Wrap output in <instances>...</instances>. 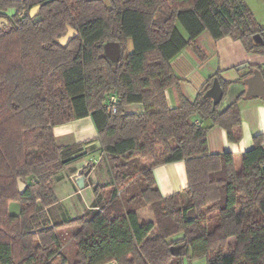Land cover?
Here are the masks:
<instances>
[{
	"label": "trees",
	"instance_id": "trees-1",
	"mask_svg": "<svg viewBox=\"0 0 264 264\" xmlns=\"http://www.w3.org/2000/svg\"><path fill=\"white\" fill-rule=\"evenodd\" d=\"M0 19L8 21L0 29V264H264V135L242 154L210 153L211 128L239 138L241 98L221 112L231 83L217 74L191 102L171 66L186 48L206 60L196 43L204 32L264 55V27L245 0H0ZM68 27L76 35L63 46ZM108 42L121 46L117 62L104 56ZM215 80L217 104L208 96ZM172 87L179 104L170 108ZM132 104L144 113L127 114ZM87 117L111 181L95 184L87 214L55 223L53 178L85 144L60 146L54 130ZM179 161L188 185L163 197L153 170ZM14 202L19 215L9 211ZM147 207L154 222L138 217ZM67 228L73 235L62 243Z\"/></svg>",
	"mask_w": 264,
	"mask_h": 264
},
{
	"label": "crops",
	"instance_id": "crops-1",
	"mask_svg": "<svg viewBox=\"0 0 264 264\" xmlns=\"http://www.w3.org/2000/svg\"><path fill=\"white\" fill-rule=\"evenodd\" d=\"M245 2L254 13L251 3L248 0ZM259 24L264 27V24ZM196 43L206 54L205 61L199 59L191 49L186 48L171 62L174 72L181 80L180 89L186 98L194 102L204 84L217 74L231 83L220 111H224L241 98L239 105L242 123L240 128L235 130L239 138L237 141H231L226 130L213 127L207 136L209 151L213 154L230 152L235 155L247 152L254 147V136L264 135V98H247V86L244 81L253 76L255 71L264 70V55L248 52L240 40L231 37L215 41L207 32L202 33ZM214 85L215 81L209 92ZM166 97L170 108L178 106L177 88L167 90ZM125 112L142 114L144 107L142 104H132L125 108ZM191 120L195 124H208L199 115H194ZM54 133L60 146L85 144L80 156L53 178V192L57 201L48 208V212L53 222L62 223L68 218L87 214L95 201L93 191L95 184L109 183L111 177L91 117L58 126ZM86 167L89 169L86 173L85 188L80 189L75 181L78 176L84 175ZM153 175L163 197L184 190L188 185L186 165L183 161L156 167ZM74 199H78L79 202H75ZM69 202H72V207L76 209L74 213L67 207ZM20 212L21 210L13 214L19 215ZM35 243L37 246L40 245L39 240Z\"/></svg>",
	"mask_w": 264,
	"mask_h": 264
},
{
	"label": "water",
	"instance_id": "water-1",
	"mask_svg": "<svg viewBox=\"0 0 264 264\" xmlns=\"http://www.w3.org/2000/svg\"><path fill=\"white\" fill-rule=\"evenodd\" d=\"M41 6H37L31 10V17H34L33 13L38 11ZM8 25V21L6 19H0V29L4 26ZM70 35L76 34V31L73 28L68 27ZM104 56L109 58L113 62H117L121 57V46L115 42H108L103 45ZM244 84L247 86L246 97L247 98H254V97H261L264 98V70L262 71H255L254 75L250 78H247L244 81ZM208 96L213 98L214 104H217L223 98V92L221 86L217 80H215V85L210 92H208ZM87 175H80L76 178V184L80 189L85 188V180ZM19 191L23 193L26 189V184L19 180ZM196 218L195 210H191L189 212L188 219L194 220Z\"/></svg>",
	"mask_w": 264,
	"mask_h": 264
},
{
	"label": "rangeland",
	"instance_id": "rangeland-1",
	"mask_svg": "<svg viewBox=\"0 0 264 264\" xmlns=\"http://www.w3.org/2000/svg\"><path fill=\"white\" fill-rule=\"evenodd\" d=\"M248 1H249V3H251V5H252L251 7H253V9L255 11L254 12L255 14L254 13L253 14H254V16L256 15L255 18L257 19V21L261 24H264V19H263V16H264V0H248ZM38 12L39 11H37V12L35 11L33 13L34 17H36L38 15ZM8 14L12 15L13 10H9ZM71 38H72V36L70 35V32L67 30L62 36H60L58 38V41L61 42L63 45H67ZM129 50H132V42L131 41H129ZM74 200L77 203L79 202L78 199H74ZM72 206H73L72 202H69V204H67V207H69L68 209H70L74 213L76 209L73 208ZM9 207H10L9 211L11 214L17 213L21 210V205L18 202L11 203L9 205ZM138 217H139V219H144L148 222H150V221L154 222V217H153L152 211L149 207L138 211ZM72 235H73L72 230L68 229V228L59 232V237H60V240L62 243H68L70 241ZM230 244L233 245L234 240H231ZM35 246H37L36 243H35ZM108 264H116V263L112 262V263H108ZM191 264H207V261L205 258H200V259L193 260V262Z\"/></svg>",
	"mask_w": 264,
	"mask_h": 264
},
{
	"label": "built area",
	"instance_id": "built-area-1",
	"mask_svg": "<svg viewBox=\"0 0 264 264\" xmlns=\"http://www.w3.org/2000/svg\"><path fill=\"white\" fill-rule=\"evenodd\" d=\"M119 103V99L116 95L112 94L109 97V101H108V107L112 110L113 113L117 112V105Z\"/></svg>",
	"mask_w": 264,
	"mask_h": 264
},
{
	"label": "flooded vegetation",
	"instance_id": "flooded-vegetation-1",
	"mask_svg": "<svg viewBox=\"0 0 264 264\" xmlns=\"http://www.w3.org/2000/svg\"><path fill=\"white\" fill-rule=\"evenodd\" d=\"M38 11H39V10H38ZM67 30H68V28H67ZM67 30H66V31H67ZM73 30H74V29H73ZM68 31H69V30H68ZM74 31H75V30H74ZM75 35H76V34H72V35H71L72 38H73ZM72 38H71L70 40H72ZM69 42H70V41H69ZM59 43H60L61 45H63L61 42H59ZM68 44H69V43H68ZM68 44H67V45H68ZM67 45H63V46H67Z\"/></svg>",
	"mask_w": 264,
	"mask_h": 264
}]
</instances>
